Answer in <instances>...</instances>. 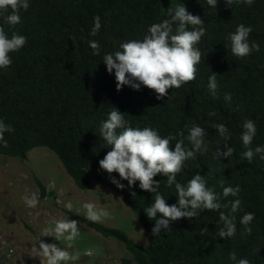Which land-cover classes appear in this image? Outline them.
Instances as JSON below:
<instances>
[{"label":"trees","instance_id":"obj_1","mask_svg":"<svg viewBox=\"0 0 264 264\" xmlns=\"http://www.w3.org/2000/svg\"><path fill=\"white\" fill-rule=\"evenodd\" d=\"M177 3L198 15L207 30L198 45L207 54L197 66L196 80L169 89L162 99L143 85L139 90L125 85L117 91L114 71L107 72L103 55L119 50L122 42L142 40L151 24L167 18L165 9ZM29 5L27 11H21V23L14 29L4 25L9 35L12 31L24 35L27 44L11 54L10 67L0 69V119L14 130L5 133L8 147L0 145V155L25 161L33 149L47 148L57 155L79 189L88 190L97 182L119 195L146 231L147 246L120 229L76 218L104 237L123 243L136 264H236L229 258L232 252L251 264H264V161L259 156L251 163L242 159L245 149L240 140L242 122L252 119L257 127L253 147L264 145V0L231 7L218 0L217 8L208 6L206 0H29ZM96 15L102 27L92 37L89 32ZM241 23L252 27L249 40L260 45L259 52L242 59L226 46V37ZM89 40L99 42V56L92 55ZM212 72L218 75L216 96L207 87ZM225 94H231L230 102L224 100ZM112 106L130 126L154 128L162 137L181 131L187 135L194 124L206 129L207 152L187 161L177 180L186 183L198 173L218 193L223 186L239 185L243 211L236 214L234 237L217 235L222 227L219 212L208 210L191 220L172 222L167 233L152 235L154 221L143 210L155 194L140 189L138 181L128 187L121 180L125 185L121 190L99 167L110 150L104 147L100 125ZM213 111L216 115L209 116ZM217 123L229 128L231 140H221L214 128ZM223 144L235 149L232 157H216ZM111 176L120 180L118 173ZM154 179L160 181L158 191L167 203H177L175 188L166 186V177L158 174ZM235 198H222V202ZM244 212L255 213L251 236L241 235L239 219ZM205 228L207 232H202Z\"/></svg>","mask_w":264,"mask_h":264},{"label":"clouds","instance_id":"obj_2","mask_svg":"<svg viewBox=\"0 0 264 264\" xmlns=\"http://www.w3.org/2000/svg\"><path fill=\"white\" fill-rule=\"evenodd\" d=\"M231 7L233 4H246L251 6L254 0H224ZM208 6L217 8L218 0H206ZM29 0H0V69H7L13 63L11 54L19 52L26 44L27 38L18 32L12 31L11 35L5 30L4 25L14 29L21 23V11H27ZM166 19L149 26L142 40L132 39L122 42L119 50L103 55L102 61L106 65L109 74H115L117 91L125 85L134 90H139L141 85L154 90L157 99L168 95L169 89H179L184 84L193 82L197 78L198 65L205 60L206 54L198 47L202 38L206 35L203 20L198 15L191 14L185 4L177 3L174 7L165 9ZM101 25L99 15L93 17V25L89 35L95 37ZM251 26L239 24L234 32L228 34L226 39L231 53L237 58H246L253 52L260 51V45L249 40ZM89 47L93 50V56H99L101 46L98 41L89 40ZM217 74L212 72L208 77L207 87L213 96L217 95L219 87ZM224 100L231 101V94H225ZM209 116L216 113L210 112ZM216 132L222 141L231 140V132L224 123L214 125ZM242 132L240 140L245 151L241 157L251 163L255 157L264 161V145L253 147V141L257 134L256 122L245 119L241 124ZM13 128L0 119V145L7 148L8 141L5 133H11ZM206 129L197 124L187 129V135L183 131L177 134L161 136L159 131L151 127H132L125 119L123 113L112 106L107 119L100 125V137L106 141L104 147L110 150L99 161L101 170L107 172L111 183L123 190L125 185L121 180L128 182V187H133L139 182V188L154 195V201L143 212L150 221H154L151 229L153 236L157 237L163 231H171L170 224L181 218L193 219L200 216L201 212H219V223L222 227L217 235L234 237L237 232V213L242 212V201L238 198L240 186H223L222 193L209 187L205 176L192 175L186 183L179 182L177 177L184 170L185 163L197 158V154H205L208 150L206 142ZM179 137V138H178ZM175 141L174 148L172 142ZM187 141V144L185 143ZM235 149L223 144L215 155L218 158H230ZM112 173H118L120 180L112 177ZM162 174L166 177V186H174L177 203L169 205L165 197L158 191L160 181L154 177ZM223 184V182H222ZM99 189V186H97ZM135 193H132L134 195ZM236 197L227 203L222 198ZM25 205L35 208L39 199L35 193L22 197ZM85 219L92 223L103 222L110 213L94 202H85ZM222 209H228L227 212ZM255 213L244 212L239 219L243 236H251L252 221ZM79 220L63 218L55 220L54 226L43 229L41 236L54 237L59 243L63 240L65 247L56 243L39 242L32 247L33 257H39L41 264H76L80 260L81 253L72 251L74 242L80 237L78 228ZM87 227V225H83ZM143 231V230H141ZM207 232V228L202 229ZM38 240V239H37ZM61 245V243H60ZM84 256L96 255V249L86 248ZM229 258L236 264H251L247 258H237L235 252L230 253Z\"/></svg>","mask_w":264,"mask_h":264},{"label":"rangeland","instance_id":"obj_3","mask_svg":"<svg viewBox=\"0 0 264 264\" xmlns=\"http://www.w3.org/2000/svg\"><path fill=\"white\" fill-rule=\"evenodd\" d=\"M33 193L40 202L29 208L22 197ZM89 201L110 213L98 224L120 229L136 243L148 245L146 231L119 195L97 182L88 190L79 189L52 151L33 149L25 161L0 155V264H41L39 257H33L35 243L36 247L40 241L66 246L63 240L60 245L54 237L41 236L43 229L54 226L57 219L85 218L83 204ZM83 225L87 224L78 225L81 235L72 248L81 253L76 264H136L123 243ZM86 248L96 249V255L84 256Z\"/></svg>","mask_w":264,"mask_h":264}]
</instances>
